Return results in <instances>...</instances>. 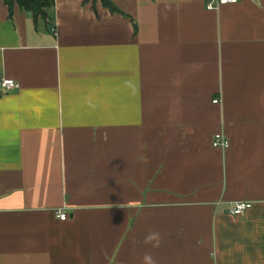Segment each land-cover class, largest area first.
I'll return each mask as SVG.
<instances>
[{"label": "crops", "instance_id": "1", "mask_svg": "<svg viewBox=\"0 0 264 264\" xmlns=\"http://www.w3.org/2000/svg\"><path fill=\"white\" fill-rule=\"evenodd\" d=\"M109 2L0 0V264H264V0Z\"/></svg>", "mask_w": 264, "mask_h": 264}, {"label": "built area", "instance_id": "2", "mask_svg": "<svg viewBox=\"0 0 264 264\" xmlns=\"http://www.w3.org/2000/svg\"><path fill=\"white\" fill-rule=\"evenodd\" d=\"M238 0H204L205 8L207 11H217L220 7L227 5V4H234ZM19 87L17 83L15 84L13 81L5 79L1 76L0 73V88L4 89H15ZM220 101L219 99H214L213 103L218 104ZM229 146V142L223 137L222 134H215L213 136L212 147L226 150ZM252 207L251 202H236L230 208L229 214L233 216H241ZM67 218V214L65 213H58V219L61 221H65Z\"/></svg>", "mask_w": 264, "mask_h": 264}, {"label": "trees", "instance_id": "3", "mask_svg": "<svg viewBox=\"0 0 264 264\" xmlns=\"http://www.w3.org/2000/svg\"><path fill=\"white\" fill-rule=\"evenodd\" d=\"M104 7L109 8L111 12L117 11L109 0H100ZM8 11L13 12L14 6L23 12H31L34 19H47L49 12L54 4V0H3Z\"/></svg>", "mask_w": 264, "mask_h": 264}, {"label": "clouds", "instance_id": "4", "mask_svg": "<svg viewBox=\"0 0 264 264\" xmlns=\"http://www.w3.org/2000/svg\"><path fill=\"white\" fill-rule=\"evenodd\" d=\"M161 241H162V235H161V233L156 232V231L149 233L145 237V243L150 244L153 247H159ZM144 264H155L151 255H146L144 257Z\"/></svg>", "mask_w": 264, "mask_h": 264}, {"label": "water", "instance_id": "5", "mask_svg": "<svg viewBox=\"0 0 264 264\" xmlns=\"http://www.w3.org/2000/svg\"><path fill=\"white\" fill-rule=\"evenodd\" d=\"M32 15V13L31 12H28V16H31Z\"/></svg>", "mask_w": 264, "mask_h": 264}]
</instances>
